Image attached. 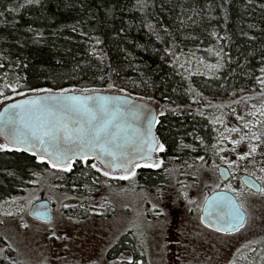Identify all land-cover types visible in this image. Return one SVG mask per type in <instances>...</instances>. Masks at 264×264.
<instances>
[{
  "label": "trees",
  "instance_id": "trees-1",
  "mask_svg": "<svg viewBox=\"0 0 264 264\" xmlns=\"http://www.w3.org/2000/svg\"><path fill=\"white\" fill-rule=\"evenodd\" d=\"M208 7L215 17H207ZM0 13L3 103L35 94L37 88L105 91L116 81H134L139 89L133 94L180 109L189 98L204 111L212 100L209 93L222 83L228 90L224 98L234 101L247 70L254 72L253 86L264 79V0H0ZM142 87L152 93H143ZM183 115L166 123L168 150L161 167L137 168L132 180L104 177L90 167L95 161L76 163L70 173H62L31 152L0 151V202L43 181L71 200L64 209L79 206L85 215L98 209L105 215L99 212L105 201H98L105 183L161 184L170 172L178 175L186 164L195 166L194 153L205 154V162L213 154L217 136L209 116L203 122ZM187 144L189 149H182ZM138 237L128 230L112 245H128L140 255ZM252 254L259 264L263 255L257 249ZM0 264L21 263L0 250Z\"/></svg>",
  "mask_w": 264,
  "mask_h": 264
},
{
  "label": "rangeland",
  "instance_id": "rangeland-1",
  "mask_svg": "<svg viewBox=\"0 0 264 264\" xmlns=\"http://www.w3.org/2000/svg\"><path fill=\"white\" fill-rule=\"evenodd\" d=\"M211 8L208 7V18L215 17ZM253 77L254 72L247 70L234 101L231 100L234 97L224 98L228 91L225 82L213 94L209 93L212 100L206 101V115L218 130H215V151L206 162L197 159L195 166L186 164L178 175L170 172L161 184L153 186L139 181L138 186L133 181L124 185L105 183L103 195H98L99 202L105 201L104 209L99 211L105 214L102 216L97 213L99 209L98 215L94 212L85 215L87 211L79 206L64 209L63 205L72 203L71 200L49 182L37 181L38 185L0 202V250L21 264H228L234 256L237 264H248L254 260L250 249H257L264 256V195L261 193L235 187L246 210L245 226L238 231L217 232L200 219L204 198L221 185L216 164L235 165L230 166L233 177L239 172L254 173V177L264 175L260 171L264 168V115L260 114L264 107V85L253 86ZM133 89L137 92L139 89L134 81H116L114 88L105 91L153 102L150 97L133 94ZM142 92L148 95L152 90L142 87ZM253 112L256 115H251ZM231 128L236 131H228ZM251 133L258 139L245 140ZM239 139L243 145L232 143ZM0 143H4L1 137ZM250 144L256 146V151L240 159L249 152ZM119 175V171H113V176ZM260 185L264 188V184ZM40 199L50 204L48 220L29 213L31 205ZM128 230L140 236L143 248L140 255L133 254L128 245L119 249L112 245ZM241 256L246 259H240Z\"/></svg>",
  "mask_w": 264,
  "mask_h": 264
},
{
  "label": "snow or ice",
  "instance_id": "snow-or-ice-1",
  "mask_svg": "<svg viewBox=\"0 0 264 264\" xmlns=\"http://www.w3.org/2000/svg\"><path fill=\"white\" fill-rule=\"evenodd\" d=\"M26 2L33 4L39 3V0ZM96 43L99 44L100 41L97 39ZM261 72L264 73V68ZM258 82L264 85V79H259ZM6 87L16 92V88L11 85ZM109 87L113 85L109 84ZM32 91L45 95H34L9 103L3 113H0V116L4 117L3 126L0 127L4 143H0V151H31L38 161L47 163L52 169L62 173H70L76 163L88 165L90 161H95L90 163V167L97 173L120 180H132L136 176L135 170L140 167H160L162 162L155 159L154 153L163 152L165 145L152 134L153 123L159 121L150 112L140 110L131 112L130 122L129 112L122 110L118 103L121 100L118 95H94L92 93L95 90L86 88L80 90L60 88L58 93H53L50 88H37ZM4 99L9 100L11 97L4 96ZM124 103L127 104V101ZM143 107L145 106L142 105L141 108ZM163 114L160 113L161 116ZM260 114L264 115V107ZM251 115L256 113L253 112ZM142 120L147 122V127L143 129L136 124ZM228 131L235 132L236 129L231 128ZM249 139L254 140L258 137L251 133ZM232 143L239 144L240 141L234 140ZM255 151L256 146L250 144L249 152L240 159L250 156ZM200 159L203 160V157ZM142 161L147 163L142 164ZM230 166L235 167L231 163ZM113 171H119L121 175L113 176ZM260 171L264 173V168ZM255 180L264 184V175L256 176ZM250 187H256L255 182H251ZM226 188L228 191H235L231 185H226ZM258 191L264 195V188H259ZM29 203L31 204V201ZM63 207L68 205L65 204ZM215 208L216 211L213 213L215 231H224L227 234L245 226L246 210L239 202V195L217 197ZM206 220L207 217L201 218L202 223ZM211 224L212 221H208V226ZM250 250L255 252V249ZM239 251L237 249V252ZM240 259L246 257L241 256ZM260 260L261 264H264V256H261ZM228 264H237V258L234 256ZM248 264H255V261H249Z\"/></svg>",
  "mask_w": 264,
  "mask_h": 264
},
{
  "label": "water",
  "instance_id": "water-1",
  "mask_svg": "<svg viewBox=\"0 0 264 264\" xmlns=\"http://www.w3.org/2000/svg\"><path fill=\"white\" fill-rule=\"evenodd\" d=\"M58 92L59 91H53V93H58ZM92 94L100 95V96H105V95H108V96L118 95V96H120L121 100L118 103L122 106V110H127L129 112L128 120L130 122L132 121L131 112H134L137 110H140L143 112H150L151 115H154L156 117L155 106L147 100L138 99V98H135V97L128 95V94H125V93H117V92H110V91L95 90ZM34 95H45V93H35V94H31V95H26V96L14 98L10 101H7L0 106V113H3V110L7 106V104L17 102V101H20V100H23L26 98H30ZM124 101H127V104H125ZM142 105L145 107L141 108ZM3 123H4V117L0 116V127L3 126ZM136 124L138 127H141L142 129L147 127V122L143 121V120L136 122ZM152 134L155 136L154 123L152 125ZM0 137L4 141L3 136L0 135ZM29 152H31V151H29ZM217 172H218V175L220 176V178L222 179V181L227 180L229 178V173H228V169L226 168V166H222V165L219 166L217 168ZM240 180H241V182H243V184L247 188L251 189L254 192H258V189L261 188L260 183L258 181H256L253 176H250L249 174L241 175ZM251 182H255L256 187H250ZM223 195H226L228 197H235V195L232 192H230L224 188H218V189H215V190L209 192L207 194V196L204 198L202 205H201L200 219L202 217H207V220L205 222H203V224L206 225L207 227L214 229V230L216 227V223H215V216L213 215V213H215V211H216V208H215L216 198L219 196H223ZM34 206H37V207H34ZM29 213L31 216H33L35 218L42 219V220H48L51 216V208H50V204H49L48 200L40 199V200L34 202L29 209ZM208 221H212L211 226H208ZM220 232H224V231H220ZM230 232H234V231H229L228 233H230Z\"/></svg>",
  "mask_w": 264,
  "mask_h": 264
},
{
  "label": "flooded vegetation",
  "instance_id": "flooded-vegetation-1",
  "mask_svg": "<svg viewBox=\"0 0 264 264\" xmlns=\"http://www.w3.org/2000/svg\"><path fill=\"white\" fill-rule=\"evenodd\" d=\"M151 103L155 106L156 119L159 121V123H154L155 136H156V138L158 139V141L160 143H163L165 145V150L163 152L154 153L156 155V159L157 160L160 159V162H162L161 163V165H162L163 161L165 160V157H166V151L168 150L167 141L165 140L164 134H163L164 133V128L166 126V123L168 121H170V120H173L176 117H181L182 116L184 118L183 114L185 112H186V114L195 115V116L199 117V119L203 120V122H205L206 119H207L206 110L201 111L200 105L198 106V108L196 106L192 105V103L190 102L189 98L187 100L185 99V101L181 102V103H184L183 104V106H184L183 109H180L178 107H174L173 105L167 104L164 101L163 102L160 101L159 104L157 102H155V101H153ZM162 103H164V104H162ZM161 112L164 113L162 116L160 115ZM232 124L236 127V129L241 130L239 125H237L235 123H232ZM213 128H214V130H218V127H216L215 125H213ZM239 134L242 136L241 133H239ZM182 149L188 150L189 149V145L187 144V145L183 146ZM194 157H197L196 159H198V162L201 161L200 153H194ZM201 157L205 158V154L201 155ZM228 163L229 162H226L225 166L228 169L229 178L227 180L222 181V179L218 175V177L221 179L220 188H224V189L227 190L226 185H231V187H234L232 189H234L235 191H230V192H232L235 196H237L236 193H235L236 192V188H235L236 186H240L241 188H243V191H245V192L256 193V192L252 191L251 189L247 188L241 182L240 176L243 175L242 173L239 172L238 176H234L233 177V174H232V172L230 170V166H229ZM161 165H160V167H161ZM219 166H221V164H216V171H217V168ZM222 166H224V165H222ZM140 168H144V167H140ZM150 168H156V167H150ZM253 177H254V175H253ZM233 179H234V181H232ZM261 188H263L262 185H261ZM213 190H215V189H213ZM258 193H260V192L258 191Z\"/></svg>",
  "mask_w": 264,
  "mask_h": 264
}]
</instances>
